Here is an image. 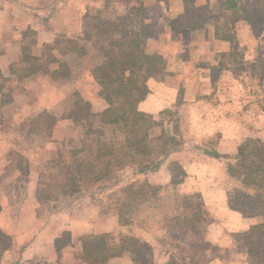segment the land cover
<instances>
[{
  "label": "rangeland",
  "instance_id": "obj_1",
  "mask_svg": "<svg viewBox=\"0 0 264 264\" xmlns=\"http://www.w3.org/2000/svg\"><path fill=\"white\" fill-rule=\"evenodd\" d=\"M11 1L15 5L21 1L30 5L42 1L51 4L54 1L57 6L59 0ZM83 1L85 3L83 9L87 12L83 17L82 31L77 36L69 38L65 35L56 40L40 42L37 37L38 30L35 29L40 27L44 31L47 25L28 23L29 16L24 17L22 25L19 23L11 25L14 33L21 30L18 40L15 37L17 33L13 36L11 31L4 33L0 31V67L8 64L6 58H10L8 67L11 75L2 77L0 74V212L3 207L20 208L22 211L20 217L22 225L19 230L17 229L20 237L12 241L7 233L0 231V261L4 251H18L19 248L30 245L33 242V235L35 236L50 220H54L58 224V229L54 231L53 245L42 244L43 254H40L42 257H37V260L33 258L30 264H48V261L49 264H109L108 261L103 262L101 259L110 256L111 249L120 239L142 235L144 239L149 237L167 241L168 238L163 236L161 231L168 227L172 231L170 233L172 241L175 235L173 230L177 232L175 229L177 227L179 230L188 228L190 224L184 223L185 215L191 216L195 209L194 213L199 210L201 217L195 220L191 230L181 232L183 235L179 237L182 238V242L179 240L174 244L172 242L169 248L164 244L165 252L168 249L167 254L170 253L171 256V261L164 264H214L213 262L220 259L219 256L228 260L222 264H264V194L257 188L261 174L255 172L254 165V156L259 146L257 141L264 145V73L260 71V64L264 62V14L246 13L247 10L256 7L264 9L263 2L172 0L174 7L182 5L184 13L169 22V33L173 36L167 38L161 48H176L180 45L183 53L190 55L189 50L192 48L189 50L188 48L194 42L196 50L191 54L195 63L191 65L190 61L174 62L171 57L158 53L157 43H151L157 35L164 32V25L154 23L159 18L156 17L159 13L156 9L149 12L151 8L149 5L164 0ZM4 6L8 7L7 15L16 19L18 7L7 4ZM127 7H136L135 13L140 10L137 18L142 17L144 26H151L146 27L145 31L132 28L134 32L130 33L132 30H129L127 40V48L131 54L133 53L131 59L136 60L129 67L136 69L141 65L142 74L148 76L144 80L147 88V83L151 79L175 81L177 76L172 78L171 76L177 74V70L184 69L182 62H185L191 66L185 69L179 78L194 81L192 89L197 92L196 80L206 75L201 69L208 68V65L213 67L215 64L218 69L215 71L213 81L218 83L216 84L218 86L212 91L203 87L205 90L203 95L217 97L218 101L216 103L204 101L203 106L201 104L193 106L191 101L184 102L185 89L182 88L176 105L155 117L152 116L158 124L152 129L151 136H169L174 140V143H169L167 155H162L147 165L121 167L112 173L108 180L92 186L88 194L76 195V192L70 191V195H63L64 190L69 188L68 179L61 176L60 169L55 166L56 156L65 152L66 160L69 157L68 151L80 144L89 128L93 130L94 136L101 139L116 140L121 137V132L116 127L104 125L101 120V113L105 110L103 107L107 105L103 104L102 107L101 103L97 102L98 95L105 87L101 81L104 78L102 83L110 79L114 80V84H120L121 81V84L129 85L136 84L137 79L129 72L120 74V79L113 74L105 77L104 71L97 72L98 67L103 64L102 61H105V56L95 49L94 40L99 30L102 31L101 26L107 24L104 29L114 28L118 17L128 14ZM0 8L5 10L2 0ZM34 9L43 11L39 6L36 8L32 6L26 10L30 13ZM47 11L54 16V12L60 13L62 8L48 7ZM246 14H251L250 21L244 19L248 16ZM2 15L6 14L0 9V27L3 28L5 25L2 24L4 20ZM147 16L150 19L154 17L151 19L152 23H149ZM17 19L21 21L20 18ZM18 27H21L20 30ZM200 28L202 33L198 36L196 31ZM191 30H194V35L190 39ZM213 35L216 42L228 44L231 47L230 51L214 56L211 52L208 54L201 49L205 54L204 58L200 59L197 57L200 46L204 40H209L205 45L206 49L211 51L209 43ZM173 43H176L175 46ZM223 47L222 51H225ZM198 59L201 61L198 62ZM116 63L117 57L110 56L104 64L108 67L113 65V70ZM171 63H175L174 70ZM198 68H201L200 73ZM52 73L56 74L57 79H52ZM31 76L38 79L36 85L40 86L37 92L31 90L26 93L25 89L21 91L19 85L21 83L13 82L16 78L29 79ZM79 82L83 83L82 88H77ZM232 95L236 102L234 109L241 115L237 122L249 127L251 137L247 136L248 130L246 132L241 130L238 136L244 137V140L236 141L235 156L226 159L228 157L218 152L222 135L225 136L226 133L223 121L225 114L223 111L226 110L221 111L217 107H221L219 98L230 101ZM19 96L21 98H18ZM36 96H43L41 102ZM193 97L194 95L191 96ZM80 101L86 103L81 108L83 123L73 119L74 108ZM8 102L10 108L8 105L5 106ZM52 147L53 150L50 151ZM31 149H34L31 153L33 157L27 152ZM186 149L194 152L195 156L224 159L228 163L222 164L226 168L227 187L230 189L227 209L223 205L213 203L215 199L210 201V205L223 208L219 216L214 215L215 219L225 226L229 224L228 226L232 227V230L225 233L224 244L227 247L223 249L218 242H212L220 240L219 235L222 233L212 232V240L204 237L206 227L212 223L214 217L208 212L201 195V198L197 197L199 194L194 191L195 188L190 189L193 190L192 195L184 196L181 191L178 192L179 186L152 184L151 180L154 178L147 177L151 172L157 174L170 156ZM26 152L28 156L25 155ZM174 162L170 161L168 165ZM201 166L200 168L214 172V168L210 166ZM189 184L195 185L193 177ZM200 184L204 187L209 186V182L201 181ZM132 189L135 192L139 191L130 201L124 192ZM128 202L129 207L123 206ZM124 209L126 211L124 218L129 223L127 225H122L118 218V213ZM227 211L238 215H224ZM88 223L91 224L90 229L86 227ZM115 223L123 226L117 235L114 234V230L118 229ZM88 230L89 236L86 234ZM151 232L155 233L156 237H152ZM96 238L108 241L106 244L104 239L101 240L105 245V251L90 252L83 248L84 242ZM200 250L209 251L210 256H213L209 263L205 261L202 263L193 256L197 252V255L200 254ZM50 252L55 254L52 256ZM162 252L161 247L157 248V256H152L156 264ZM148 254L137 255L133 260L134 264H154L152 257H147ZM31 257L32 255H26L21 261ZM130 258H132L130 255H125V259ZM16 260L17 252L15 255L12 254L8 264H16ZM129 262L130 260L127 263Z\"/></svg>",
  "mask_w": 264,
  "mask_h": 264
},
{
  "label": "crops",
  "instance_id": "obj_2",
  "mask_svg": "<svg viewBox=\"0 0 264 264\" xmlns=\"http://www.w3.org/2000/svg\"><path fill=\"white\" fill-rule=\"evenodd\" d=\"M83 2H84L83 0H78V1L77 0H59L57 6L59 7V9L62 8V11L60 13H58V11L54 12V16H51V14L47 10H48V7L50 8L57 7L56 2L54 1H52L51 4H47V2H44V1L40 3L37 2V4L35 5L26 4L21 1L20 3H16L15 5V3L11 0L10 1L2 0V6L5 7V10L3 8H0V9L3 11L4 14H6V15H2L4 17L2 24L5 25L6 27L4 26L5 30H4V27L3 28L0 27V31H2V33L11 31L14 36V34L17 33V31L14 33L11 25L13 23H16V24L19 23L22 25V22H24V17L26 18L27 16H29V18L27 19L28 23H33L35 25H39V24L47 25V29H44V31L40 27L35 29L36 31L38 30L37 37L40 42L42 41L44 42L45 40H56L58 38L65 37V35H67L66 37H69V38H71L72 36H77L82 31V25H83V20H84L83 17L85 16L87 12V11L85 12V9H83L85 7V3ZM173 3L174 1L172 0H164L163 2L160 1L157 3H153V5H149V7H151L149 12H152V10L156 9L159 13L156 16L159 18L156 19L154 23L164 25L163 26L164 32L159 36L157 35L156 38L151 43L152 44L157 43V46H159L158 53L166 57H171L174 62L190 61L192 63L191 65H193L195 61H194V56H192L191 53L192 51L196 50V48H194V42H192V44H190L188 48V50L192 48V50H189L190 55L183 53V49L178 43L177 45L179 46H176V48H168V49H165L164 47L161 48V45L165 43L166 39L173 36V34L169 33V29H168L169 24H170L169 22L171 21V19L184 13V8L182 7L181 4L178 5V7H174L175 5ZM5 4H7L8 6L18 7L17 18H20L21 21L17 18L16 20L15 18H11L8 16L9 12L6 11L8 7L6 8V6H4ZM32 6H34V8L38 6L42 7L43 11L34 9L30 13H28V10L26 9L27 8L31 9ZM64 10H67V11H64ZM147 17L150 20L149 23H152L151 19H153L154 17H151V19L149 16ZM20 28L21 27H18L17 29L20 30ZM20 33H21V30L15 35L16 40H18L17 38H19ZM190 33H191V36H190V39H191V37L194 35V30H191ZM201 33H202L201 28L198 31H196V34H198V36ZM206 41H209V40H206ZM206 41L204 40V43L200 46L198 50L197 57H199L200 59L204 58V54H205V53L204 54L202 53L201 49L205 50L208 54L211 52L214 56L218 55L219 53L221 54V52L227 53L231 49V47L228 44L224 45L220 41L216 42L214 39V35H213V38L211 42L209 43L210 47L212 48L210 51V49H206V45H205ZM175 44L176 43H173V46H175ZM222 46H224L223 48L225 49V51H222V48H221ZM180 50H181V53H180ZM199 52L201 53V56L203 57L199 56ZM6 59L8 60V64L6 65L4 64L2 65L3 67H0V74L2 77L11 76L10 70L8 67L10 58H6ZM197 61L200 62L201 60L198 59ZM171 64L173 66L172 70H174L175 63H171ZM182 64L184 65V69L177 70L178 73L175 74L174 76H171V78L177 76V79L175 81L168 80V79H163V80L151 79L148 81L147 85H148L149 93L147 97L145 98V100L139 103L138 105L139 111L145 114H148L150 116H154V117L156 115H159L161 112L168 110L173 105H176V103H178V99L180 97L182 88L185 89L184 102L191 101V103H193V106H196L197 104L199 105L201 104V106H203L204 101H207V102L215 101V103L216 101H218L217 97L216 98L211 97V96L206 97V95H203L205 91L203 87L212 91L213 88L216 90V87L218 86L216 85L218 83L213 81L215 71L218 69L216 68V65L214 64L213 67H210V65H208L207 66L208 68H205V69L198 68L199 73L201 69V72H206V75H204L203 78L196 80L195 85L197 84L196 86L197 92H195L192 89L194 86L193 85L194 81H189V79L180 80L179 78L181 77L184 70L187 69L189 66H191L185 62H182ZM34 77H36V75ZM34 77L31 76V78L29 79L23 78L21 80H18L16 78L13 82L14 84L21 83L19 84L22 88L21 91L25 89L27 91L26 93L30 92L31 90L34 92H37L38 87L40 85L39 84L36 85L38 79ZM34 80L36 81L34 82ZM82 85L83 83L79 82L77 84V88H82ZM215 90H214V93H215ZM192 95H194L193 98H191ZM36 97H38L39 102H41V98L43 96H40V97L36 96ZM233 97L234 96L232 95V98L230 99V101H226V100L224 101L223 98H219L220 99L219 103L221 104V107H217L221 111L222 109L226 110V111H223L225 112L223 116V121H224V127H225L224 130H226V133H225V136L222 135V138L218 145V152L221 155H225L226 157H228L226 159H229L235 156L236 149L234 148V146L236 145V141L241 142L242 140H244V137L238 136L241 130L244 132L248 130L249 133L247 136L251 137L249 127L237 122L238 117L241 118V115L239 114V112H236L234 109V104L236 102L233 99ZM18 98H21V96H19ZM97 100H98L97 102L101 103L102 107H103V104H106V102L100 97V95H98ZM6 105L9 106V102L8 104H5V106ZM8 108H10V106ZM104 108L106 109L107 105L106 107L104 106L103 109ZM52 150H53V147L50 148V151ZM186 150L188 152H186ZM186 150L182 152H177L173 156H170L168 158L169 160H167V163L163 164V166L158 170L157 174H154V172H151V174H149L147 177L148 179L154 178L153 180H151L152 184H160L162 186L171 185V175L169 172L168 163L170 161L178 162L184 168L187 174L184 182L181 185H179L178 192L181 191L182 194H184L185 196L193 192V190H190V189L195 188L196 190L194 191L198 192V194L201 195L203 202L207 206L206 208H208V212L212 213L213 217L214 215L219 216L222 213L221 209L223 208H220V206L215 207V206L210 205V201L211 199H215L213 203L221 205V206L223 205L227 209L228 194H229L228 192L230 191V189L227 187L228 177L226 174V168L224 165H222L223 163H226V162L224 159H212V158L203 157L200 155L195 156L193 155L194 152L188 149ZM27 152H29L30 156L32 157L34 156L33 154H31L32 152H34V149L28 150ZM27 152L25 153L26 156H28ZM196 153H199V152H196ZM201 165H205V166L207 165V166L214 168V172L211 173L207 169L200 168L202 167ZM191 177L195 179L194 186L189 184ZM12 179H16V178H12ZM201 181L209 182V186L208 187L202 186L200 184ZM183 190H186V191L184 192ZM21 215H22V211L20 210V208L10 209V208L3 207L2 211L0 212V231H2L3 233L4 232L7 233V235L10 238H12V241H14L15 238L20 237V234H17V231L21 228V225H22L20 221ZM224 215L237 216L238 214L234 212L230 213L227 211L226 213H224ZM216 219L214 217L212 219V223L208 225V227H206V230L204 232L205 233L204 237H207L208 240H212L211 238L212 232L222 233L219 235L220 240L218 241L212 240V242H218L220 247L223 249V247H227V245L224 244L226 240L225 233L227 231L232 230V227L231 225L228 226L229 224L225 226V224H223L221 221H218ZM215 221H217L218 223H213ZM115 224H116L115 226H117L118 229L114 230V234L117 235L119 234V232H121L120 230H122L123 226L121 227L119 223H115ZM57 226L58 224H56L54 220H50L48 224H45L44 227L40 228V230L36 233L35 236L33 235L32 237L33 242H31L30 245H26L23 248H19L18 251L16 250L4 251L2 253L3 256H2V261H0V264H8V260L11 258L12 254L15 255L16 252H17L16 264H23V262H27L28 264H30L31 262L30 260H32L33 258H36L37 260V257L38 258L42 257L40 256V254L41 255L43 254L41 250V248L43 247L42 244L46 246L53 245L52 241L54 240V236H55L54 231L58 229ZM87 226H88L87 229L91 228L90 223H88L86 227ZM87 232L88 233L86 234L87 236H89L90 230H88ZM171 232L172 231L168 227L166 229L164 228L161 231L163 236L168 238L167 241L166 240L160 241L155 238H149V237L144 239L142 235H137L136 237H138L143 242H147L151 246L152 251L147 255L148 258L152 256H157V253H156L157 248L161 247L163 249V252H162V256H160V258L158 259V264L159 263L164 264L168 261H171V256L169 255L170 253L167 254L168 249L165 252L164 244H167L166 246H168L169 248L172 242H173L172 244H174V242L177 243L178 240L182 242V238L179 237V235H183V233H181L178 230L177 232L173 230V232L175 233L174 239H176V241L173 238H172V241H170V238L172 237L170 234ZM92 234L94 235V233ZM150 234H152V232ZM57 236L58 234H56V237ZM94 236H97V235H94ZM152 237H156L155 233L152 234ZM39 242L41 243L40 246H39ZM50 253L52 254V256L55 254L54 252L53 253L50 252ZM197 253H195L193 256L194 257L196 256L197 260L202 263L204 261L206 263H209L212 260L213 256H210L209 251L200 250V254L197 255ZM26 255H32L31 259H26V261H21V258L25 257ZM49 257H50V254H49ZM219 258H220L219 260H216L213 263L222 264V263L228 262V260L226 261L223 256H219ZM126 260L128 259H125V257H118V258L110 259L108 262L109 264H134L135 263L133 262L132 258L129 259L130 260L129 263H127L129 260L128 261ZM152 261L154 262V264H156V261L153 257H152ZM48 264H49V261H48Z\"/></svg>",
  "mask_w": 264,
  "mask_h": 264
},
{
  "label": "trees",
  "instance_id": "obj_3",
  "mask_svg": "<svg viewBox=\"0 0 264 264\" xmlns=\"http://www.w3.org/2000/svg\"><path fill=\"white\" fill-rule=\"evenodd\" d=\"M254 1L263 2L262 4H264V0ZM127 9L128 14L119 16L114 28L104 29L108 26L107 24L101 26L102 31L99 30V34L94 40L95 49L105 56V61H102L103 64L98 67L97 72L104 71L106 73L105 77L113 74L118 79H120V74L129 72L137 79L136 84L129 85L121 84V81H119L120 84H114V80L110 79H106L102 83L104 78L101 81V84H104L102 86L105 87L102 88L100 97L107 104V108L101 113V120L104 125L116 127L121 132V137L116 140L101 139L98 136H94L93 130L89 128L86 130L85 137L80 144L68 151L69 157L66 160L64 158L66 156L65 152L56 156L54 159L55 166L60 169L61 176L66 180L68 179L69 188L64 190L63 195H70V191L76 192V195H80V193L88 194L92 186L108 180L112 173L118 171L121 167L147 165L160 156L167 155L169 153V149H167L169 143H174V140L169 136L152 137V129L158 123L154 121L152 116L138 109L139 103L144 101L149 93L144 81L148 76L146 77L142 74L143 68L141 65H138L136 69L129 67L136 60L131 59L133 53L131 54L127 48V40L129 38V30H132L130 33L134 32L132 28L136 27L135 29L145 31L147 30L146 27L151 28V26H144L142 17L137 18L140 10L135 13L136 7H127ZM247 12L260 15L264 14V9L256 7L247 10ZM246 15L248 16L244 17V19L250 21L252 18L251 14ZM110 56L117 57V63L113 70V65L108 67L107 64H104ZM257 65L259 66V64ZM260 68V71L264 73V62L260 64ZM51 77L54 80L57 79L55 73H52ZM84 104L86 103L80 101L74 108L73 119L78 123L84 122L83 110L81 109ZM257 144L259 146L254 156V165L255 172L257 171L261 174L257 188L264 194V145L259 141H257ZM169 172L171 185L175 187L181 185L187 176L184 168L177 162L169 165ZM138 191L135 192L133 189L126 190L124 194L131 201L138 194ZM258 196H262V194H258ZM197 197L201 198L200 195H197ZM129 202L124 203L123 206L129 207ZM194 210L191 216L185 215L184 223L190 224L188 228L179 230V227H177L175 229L184 233L191 230L190 228L195 220L201 217L200 211L198 210L194 213ZM125 212L124 209L118 213V218L122 225L129 224L128 220L124 218ZM102 239L99 238L98 240L96 238L84 242L83 248L87 251L93 250L101 253L105 251V245L101 242ZM104 240L107 244L108 241ZM151 251L152 248L147 242L141 241L138 237H126L120 239L111 249L110 256L108 258L102 257L101 261L107 262L113 258L125 257V255H130L132 260H134L137 255L150 253ZM88 255L90 256V254Z\"/></svg>",
  "mask_w": 264,
  "mask_h": 264
}]
</instances>
